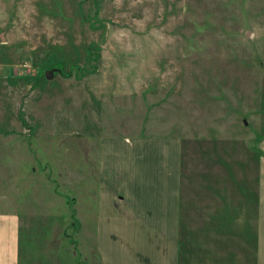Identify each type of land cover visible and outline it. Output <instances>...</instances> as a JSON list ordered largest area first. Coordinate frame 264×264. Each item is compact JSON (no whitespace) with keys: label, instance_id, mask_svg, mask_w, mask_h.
Segmentation results:
<instances>
[{"label":"rangeland","instance_id":"rangeland-1","mask_svg":"<svg viewBox=\"0 0 264 264\" xmlns=\"http://www.w3.org/2000/svg\"><path fill=\"white\" fill-rule=\"evenodd\" d=\"M260 115L264 0H0V214L17 217L18 264H99L104 139L176 142L196 198L217 158L246 205ZM222 176L208 198L230 197Z\"/></svg>","mask_w":264,"mask_h":264},{"label":"crops","instance_id":"crops-1","mask_svg":"<svg viewBox=\"0 0 264 264\" xmlns=\"http://www.w3.org/2000/svg\"><path fill=\"white\" fill-rule=\"evenodd\" d=\"M257 123L264 128L261 115ZM258 145L261 157L252 186L255 198L245 205L237 195L234 197V183L219 167L217 158L214 168L201 170L200 180L192 178L207 188L205 192L201 189V197L196 198L191 185L180 184L181 151L176 142L166 151L157 139H104L97 154L99 182L95 199L88 205L93 208V244L98 263L264 264L261 130ZM221 175L231 183L227 189L230 197H223L225 190L219 186L220 194L208 198V183L216 181L219 185L224 180ZM245 214L247 231L240 226L245 224ZM17 225L14 214H0V264H18Z\"/></svg>","mask_w":264,"mask_h":264},{"label":"water","instance_id":"water-1","mask_svg":"<svg viewBox=\"0 0 264 264\" xmlns=\"http://www.w3.org/2000/svg\"><path fill=\"white\" fill-rule=\"evenodd\" d=\"M44 75H45V78H49L51 76L49 71H46Z\"/></svg>","mask_w":264,"mask_h":264}]
</instances>
